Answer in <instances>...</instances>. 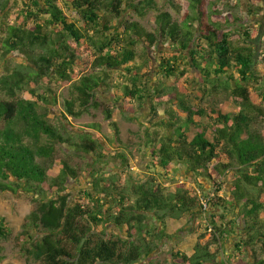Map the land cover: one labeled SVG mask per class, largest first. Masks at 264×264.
<instances>
[{"label": "trees", "instance_id": "obj_1", "mask_svg": "<svg viewBox=\"0 0 264 264\" xmlns=\"http://www.w3.org/2000/svg\"><path fill=\"white\" fill-rule=\"evenodd\" d=\"M255 1L264 4L248 0L251 18L264 15ZM226 2L168 0L176 19L157 0H0V192L24 190L36 198L18 237L26 257L40 264H154L170 237L168 220L189 217L204 218L205 233L191 255L170 253L171 264H264L261 54L243 19L224 16ZM153 12L154 32L129 18ZM158 44L170 52H159ZM65 87L66 120L95 110L110 121L108 103H151L148 177L123 187L121 174L105 169L99 139L84 133L77 140L61 118L54 122L51 110ZM194 91L204 103L195 102ZM111 126L118 137V126ZM92 128L99 133L98 125ZM63 146L94 161L82 203L71 205L66 194L80 173L56 160ZM116 158L125 172L127 156ZM178 175L195 180L204 198L214 195L207 211L197 189ZM200 178L212 187L207 194ZM110 227L121 234L110 236ZM11 236L0 219V238ZM231 237L237 242L220 261Z\"/></svg>", "mask_w": 264, "mask_h": 264}, {"label": "rangeland", "instance_id": "obj_2", "mask_svg": "<svg viewBox=\"0 0 264 264\" xmlns=\"http://www.w3.org/2000/svg\"><path fill=\"white\" fill-rule=\"evenodd\" d=\"M157 1L162 9L173 13L176 19L179 18L168 5V0ZM224 4V16L235 14L241 17L243 19L241 24L244 28H248L252 32L255 39L254 43L258 45L261 54L258 62V73L261 79H264V15L251 18L248 15V0H227ZM254 4L264 5L258 1H255ZM155 15L156 13L153 12L145 20L139 19L136 16H130L129 18H132L131 20L133 21L141 22L149 31L154 32L156 31ZM127 16H129V14ZM157 48L159 52H170L169 45L166 44H158ZM157 53L154 57H157ZM192 76H194V73H192ZM194 92L195 102L197 104L204 103V98L200 96L197 91ZM58 93L60 95L59 105L57 108H52L51 110V114L55 116L53 119L54 122L58 124L57 118H61L66 127L76 134L74 138L77 140L79 136L84 133L92 135L95 139H99L107 155L106 161L108 164L105 165V169L108 172L114 171L120 173L123 180L121 185L123 187L132 183H140L143 179L148 177L149 172L147 166L150 164V159L148 157V150L145 147V142L146 128L148 127L151 116V103H147L142 108L128 102L124 104L122 102L108 103L110 107H114V117L110 121L106 120L103 111L95 110H92L90 114L80 119L68 118V120H66L61 116V110H63L64 98L68 96V87L59 89ZM26 97L29 98L28 95H26ZM129 109L136 110V113H132ZM227 109L228 108H226L225 111H227ZM113 122L116 123L120 130V135L118 137L115 136V130L111 126ZM94 124L98 125L100 128L99 133H96L97 131L92 128ZM118 153H124L128 158L129 166L125 172H122L124 168L122 167V161L116 158ZM63 159L68 161L73 167L78 168L80 173V178L77 181L68 184L66 194H69L70 204L82 203L83 197L80 191L90 189L91 187L92 166L94 165V161L92 157L88 155L76 154L74 149L67 146L60 148L56 154V160ZM96 167L101 168L100 165H96ZM159 171H162V169ZM177 177L180 178L181 183H185L187 187L192 189L198 188L195 180L187 179L180 175ZM169 179L170 177H165V180H168L165 187L168 188V190H173L171 183L174 181L171 182ZM198 182L202 184L204 193L207 194L212 190L207 179L200 178ZM231 189L232 180L228 177L225 179L224 194L230 196ZM35 199L34 195L27 194L24 190H20L17 193L0 192V219L4 218L8 227L12 230V236L9 240L6 241L0 238V247L3 249V255L5 256V260L2 264H40L22 253V241L18 239L23 232V225L26 223L27 217L37 209L38 204L35 203ZM232 217L235 216L233 215ZM237 222L240 227L244 226L242 219H238ZM204 224V218L195 219L193 221L189 217H183L178 221L168 220L167 232L170 237L161 243L160 249L153 255L155 257L154 264H171L169 255L173 251H180L191 255L199 237L205 233ZM109 234L111 236V234L121 233L119 230H113L112 227H110ZM210 237L211 234H208L206 239L201 240V243L205 244ZM236 242V237L229 238L225 253L223 252L219 255L220 261L229 258Z\"/></svg>", "mask_w": 264, "mask_h": 264}, {"label": "built area", "instance_id": "obj_3", "mask_svg": "<svg viewBox=\"0 0 264 264\" xmlns=\"http://www.w3.org/2000/svg\"><path fill=\"white\" fill-rule=\"evenodd\" d=\"M197 192H198V195L201 197V202H202V205H203V209L204 211H207L208 208H209V205H210V198L214 197V195H211L209 198H204L203 195L201 194V192L197 189Z\"/></svg>", "mask_w": 264, "mask_h": 264}]
</instances>
